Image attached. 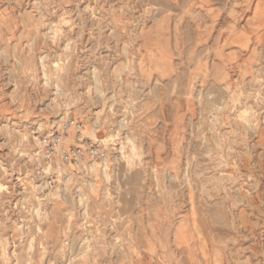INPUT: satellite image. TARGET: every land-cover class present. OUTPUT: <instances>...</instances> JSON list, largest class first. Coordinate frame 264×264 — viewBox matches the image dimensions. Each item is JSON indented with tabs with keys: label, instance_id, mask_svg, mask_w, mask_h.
Segmentation results:
<instances>
[{
	"label": "rangeland",
	"instance_id": "1",
	"mask_svg": "<svg viewBox=\"0 0 264 264\" xmlns=\"http://www.w3.org/2000/svg\"><path fill=\"white\" fill-rule=\"evenodd\" d=\"M0 264H264V0H0Z\"/></svg>",
	"mask_w": 264,
	"mask_h": 264
},
{
	"label": "built area",
	"instance_id": "2",
	"mask_svg": "<svg viewBox=\"0 0 264 264\" xmlns=\"http://www.w3.org/2000/svg\"><path fill=\"white\" fill-rule=\"evenodd\" d=\"M82 127L76 121L75 118H65L63 117L52 130H50L46 135L38 138L40 146H42L45 151L44 158L48 163H54L58 159H62L66 164H78L82 157L87 154L91 159H102L104 153L101 150L88 147L84 143L82 145H77L74 149H66L65 145L69 137L75 132L76 140L82 136ZM55 187V179H51L47 182V188L53 190Z\"/></svg>",
	"mask_w": 264,
	"mask_h": 264
}]
</instances>
